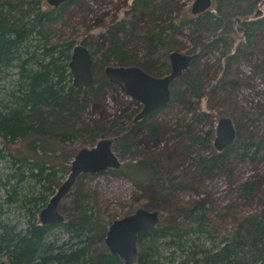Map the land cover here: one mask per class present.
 <instances>
[{
	"label": "trees",
	"instance_id": "1",
	"mask_svg": "<svg viewBox=\"0 0 264 264\" xmlns=\"http://www.w3.org/2000/svg\"><path fill=\"white\" fill-rule=\"evenodd\" d=\"M79 1L44 7V0H0V84L7 82L0 86V164H4L0 168V184L7 194L4 202L16 204L30 216L26 228L18 230L2 218L4 203L0 205V257L6 256L7 264H127L105 243L93 245L97 217L95 207L85 201L87 194L76 191L78 214L63 223L42 224L37 217L56 187L70 174L75 157L70 142L78 136L82 114L112 84L94 79L89 87L76 88L69 65L76 43L51 41V26ZM170 9L166 0H133L131 26L124 20L107 33L103 66L127 65L130 59L127 48L130 41L137 40L145 49L139 66L150 73L167 74L171 69L169 62H159L155 55L160 47L177 49L173 38L180 27L205 23L207 31L215 34L206 48L218 50L222 43H228L223 33L216 34L217 30L234 22L244 40L224 55L226 73L238 57L257 46L258 36L264 30V11L257 14L254 0H215L212 11H204V15L187 22L173 21ZM141 15L148 16L154 25L145 34L138 29ZM83 43L89 45L86 40ZM194 63L176 83L173 101L188 94L197 99L204 97L205 84ZM163 108L133 122L129 131L121 129L114 149L122 147V155L125 153L123 147L127 148V142H131L137 124L146 125L150 135H157L159 125L150 120ZM197 122L188 125L185 135L191 143L211 144V130L206 136L194 133ZM88 131L92 134L91 142L100 139L101 133ZM258 150L256 143L237 140L221 151L197 154L196 160L200 169L208 172L237 158H252ZM107 172L134 181H161L165 192L184 185L173 181L149 160H137L118 169L109 168ZM253 186L249 183L246 192H251ZM261 200L259 211L241 216L235 227L219 238L211 234L207 199L180 208L186 220L184 225L175 219L164 223V216L172 217L173 213L160 211V223L138 234V258L132 264H264V196ZM57 228L66 232L68 238L61 241L62 237L55 232Z\"/></svg>",
	"mask_w": 264,
	"mask_h": 264
},
{
	"label": "rangeland",
	"instance_id": "2",
	"mask_svg": "<svg viewBox=\"0 0 264 264\" xmlns=\"http://www.w3.org/2000/svg\"><path fill=\"white\" fill-rule=\"evenodd\" d=\"M132 1L80 0L78 4L69 6L61 20L51 26V41L58 43L73 41L77 45L84 44L83 40H86L89 45H85L93 54L95 80L110 81L106 74L108 66L140 67L139 63L145 49L143 43L137 40L129 43L127 50L130 59L127 65L109 63L103 66L102 63L103 51L107 47V33L124 20L129 27L131 26ZM166 1L171 5V19L179 22H187L188 19L202 16L215 8L213 0L212 6L206 12L194 14L192 7L195 0ZM48 5L47 0H44V7ZM254 5L256 12L264 11V0H254ZM202 24L197 26L195 23H187L180 27L173 38V44L177 49L160 47L155 59L170 64L173 51L194 55L192 62L195 61V68L202 75L205 84L204 97L197 99L188 94L176 101L172 100L176 83L191 68V62L172 82L171 100L150 120L152 124L159 125L158 134L150 135L146 125L137 124L131 142H127V148L123 147L126 149L125 153L122 155V147V150L114 149L121 159V166L137 160H149L156 163L159 171L184 185L173 192H165L161 181H134L125 176L109 173L107 170L81 174L72 189L61 199L59 209L65 219L76 216L78 210L75 193L78 191L80 194H87L85 201L95 207L97 217L94 226L96 237L93 239L95 247L105 243L109 226L114 220L130 214L139 207L173 213L172 217L164 216L163 222L172 223L175 219L184 225L186 220L180 214V208L186 203L207 199L211 234L218 238L228 234L241 216L261 209V197L264 196V30L258 36L257 46L246 52L245 56L238 57L225 73L224 55L243 43L242 32L234 22L225 29L220 28L216 34L223 33L228 44L222 43L218 50H212L206 48V45L215 34L207 31L208 25ZM153 27L148 16H140L138 29L141 33L145 34ZM150 74L157 77L165 75L157 72ZM6 83L3 81L0 86L7 85ZM111 83L102 91L100 98L89 104L82 114L83 121L78 123L81 130L79 129L78 136L70 142L73 154L76 155L82 148L96 144L90 141L92 134L88 130H92V133H101L100 139L107 137L116 140L121 129L129 131L128 128H133V122L136 123L138 120L137 116L143 109V103L126 94L117 83ZM223 117H228L233 122L235 129L233 143L237 140L253 142L258 144L259 150L252 158H237L227 165L205 172L198 166L196 157L200 153L219 151L214 142L217 124ZM195 121L198 122L194 133L206 136L207 131L213 132L209 136L211 144L206 146L199 142L191 143L185 135L188 125ZM2 166L4 164L1 163L0 168ZM63 181L64 179L60 185ZM249 183L254 186L248 193L245 189ZM60 185L56 187V191ZM6 195L0 184V205L4 203L2 218L15 225L18 230L26 228L30 217L27 211L14 203L6 204L4 202ZM52 196L50 195V198ZM40 212L37 213L38 219ZM55 230L56 235L62 237L61 241L68 238V234L61 228ZM177 259L179 261L180 256ZM2 261L8 262L7 257L1 256L0 262Z\"/></svg>",
	"mask_w": 264,
	"mask_h": 264
},
{
	"label": "water",
	"instance_id": "3",
	"mask_svg": "<svg viewBox=\"0 0 264 264\" xmlns=\"http://www.w3.org/2000/svg\"><path fill=\"white\" fill-rule=\"evenodd\" d=\"M68 0H47L49 5L57 6ZM213 0H195L192 12L198 14L212 6ZM262 10L257 12L258 15ZM194 55L173 51L170 57L171 69L162 76H154L138 66H108L106 74L111 82L117 83L126 94L143 103V109L137 119L148 113L165 107L171 100V84L174 79L189 67ZM70 71L73 85L79 89L89 87L94 82L93 57L85 44L75 45ZM235 140L233 122L228 117L220 118L214 145L217 150L225 149ZM113 138H101L91 147H84L77 152L71 171L40 212L42 224H60L66 221L59 209L61 199L72 189L76 179L83 173H98L108 168L121 167V159L114 150ZM160 211L139 207L130 214L114 220L108 229L105 243L112 253H116L127 263L132 264L138 258V234L160 223ZM0 264H7L2 261Z\"/></svg>",
	"mask_w": 264,
	"mask_h": 264
},
{
	"label": "bare ground",
	"instance_id": "4",
	"mask_svg": "<svg viewBox=\"0 0 264 264\" xmlns=\"http://www.w3.org/2000/svg\"><path fill=\"white\" fill-rule=\"evenodd\" d=\"M207 10H208V9H207ZM89 50H90V49H89ZM92 57H93V56H92ZM93 61H94V60H93ZM93 67H94V65H93ZM76 88H77V87H76ZM78 89H79V88H78ZM217 125H218V124H217ZM108 169H109V168H108ZM108 169H107V170H108ZM83 174H86V173H83ZM68 176H69V175H68ZM79 176H80V175H79ZM79 176H78V177H79ZM65 180H66V179H65ZM25 217H26V216H25ZM39 218H40V215H39ZM40 221H41V219H40ZM41 223H42V221H41ZM201 225H202V224H201ZM190 241H191V240H190ZM171 258H172V257H171Z\"/></svg>",
	"mask_w": 264,
	"mask_h": 264
}]
</instances>
